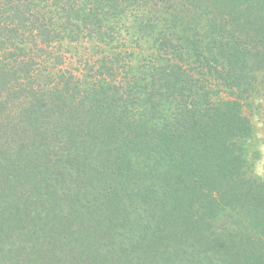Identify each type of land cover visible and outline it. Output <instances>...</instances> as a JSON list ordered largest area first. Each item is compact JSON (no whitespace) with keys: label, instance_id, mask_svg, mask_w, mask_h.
I'll use <instances>...</instances> for the list:
<instances>
[{"label":"trees","instance_id":"16d2710c","mask_svg":"<svg viewBox=\"0 0 264 264\" xmlns=\"http://www.w3.org/2000/svg\"><path fill=\"white\" fill-rule=\"evenodd\" d=\"M263 125L264 0H0V264H264Z\"/></svg>","mask_w":264,"mask_h":264},{"label":"rangeland","instance_id":"374dc122","mask_svg":"<svg viewBox=\"0 0 264 264\" xmlns=\"http://www.w3.org/2000/svg\"><path fill=\"white\" fill-rule=\"evenodd\" d=\"M261 134H262V139L261 140H259L258 141V146L257 147H262V143H263V141H264V125H263V127L261 128ZM262 154V153H261ZM263 154H264V150H263Z\"/></svg>","mask_w":264,"mask_h":264}]
</instances>
